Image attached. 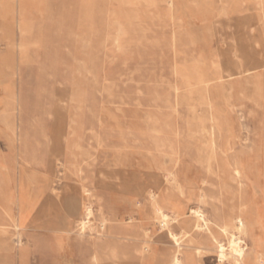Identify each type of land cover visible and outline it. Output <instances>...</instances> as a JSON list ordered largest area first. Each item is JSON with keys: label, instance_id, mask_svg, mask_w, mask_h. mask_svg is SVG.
I'll return each instance as SVG.
<instances>
[{"label": "rangeland", "instance_id": "1", "mask_svg": "<svg viewBox=\"0 0 264 264\" xmlns=\"http://www.w3.org/2000/svg\"><path fill=\"white\" fill-rule=\"evenodd\" d=\"M212 124L215 153L201 133ZM149 192L181 197L179 220L197 206L241 214L247 246L264 247V0H0V203L18 214L0 234L8 264L171 251Z\"/></svg>", "mask_w": 264, "mask_h": 264}, {"label": "bare ground", "instance_id": "2", "mask_svg": "<svg viewBox=\"0 0 264 264\" xmlns=\"http://www.w3.org/2000/svg\"><path fill=\"white\" fill-rule=\"evenodd\" d=\"M176 17L178 18V16H176ZM21 27L22 26L19 23V28H21ZM23 33H25V32H23ZM26 33H28V32H26ZM179 43H181V42H179ZM20 47L22 48L23 46H20ZM183 62H184V60H183ZM247 72H244V71L239 72L238 71L237 74L247 73ZM231 75H233V74L230 73L226 76L229 77ZM226 76H219L216 79H220V78H223ZM212 81H214V79H200L198 81V83L201 86V88L206 89ZM224 86H227V85H224ZM16 105L18 106V104H16ZM193 117H195V116H193ZM207 128L202 129L201 133L208 137V143H209V146L211 148V152L215 153L217 151V148L219 147V144L217 143L216 137H215V131L218 128V125L212 124L208 129ZM188 130L189 129H187L186 131L188 132ZM196 135H198V134H196ZM197 139H198V136H197ZM238 160L236 159V160L229 162V170L231 172V175L234 177V179L239 180V177L241 174L240 163L242 161L239 162ZM241 166H243V165H241ZM251 184H252V182H251ZM148 196L150 198V209H151V211L158 217V222L161 224L163 229L170 235L171 243H172L171 244L172 245L171 251H169V252H158L157 253V252H155L156 251L155 247L152 245V246H150V252L148 254H144L145 247L143 249H139L137 243H134L131 246V248H129L128 246L121 247V245H117L116 247H113L110 245H106L104 247L96 246L95 252L92 254L91 259H90L91 264H101L103 259H105L109 262H112V263H116L117 261H122V264H200V262H199L200 260H198V256L203 255V254H207V253L213 254L212 256L214 257L215 264H264V247H262L261 245H259L255 241H254V244L251 245V247H248L246 242H245V237L249 232L248 229H249L250 225H249L248 221H246V219L241 214H238L236 216L233 215L234 217H231V218L221 217L218 219H209L207 217L206 212L200 206H197V207L191 208L189 210V214H187V216L184 217L182 220H179L177 218V216L174 215L173 210H174V208H177V207L179 208V206L183 205L184 200L180 199L181 197H178V199H176V195H174L171 192L166 193V194L161 193L162 197H160V198L154 192H149ZM241 203L239 202V205ZM238 210H239V208H238ZM81 212H82V214H81L82 216L78 221V227L82 231V230H84L86 225L89 223L90 217L93 213L91 205L90 204L84 205L82 207ZM246 218H247V216H246ZM176 229L180 230L179 233L176 232ZM15 230L18 231L17 227ZM4 232H6L5 225L0 223V233H4ZM199 235L201 237H203L204 240L206 242H208L209 245L202 247L204 244V242H202L195 249H191L190 244L196 243V241H195L196 237ZM259 235H261V234H259ZM147 236H148V232L144 230L142 240L146 241ZM222 237H226V240H227L226 243H224L222 241V239H221ZM191 250L193 251V253L190 252Z\"/></svg>", "mask_w": 264, "mask_h": 264}, {"label": "crops", "instance_id": "3", "mask_svg": "<svg viewBox=\"0 0 264 264\" xmlns=\"http://www.w3.org/2000/svg\"><path fill=\"white\" fill-rule=\"evenodd\" d=\"M244 72H247V71H244ZM72 205V208H74V203L73 204H71ZM17 207V206H16ZM82 207L83 206H81L80 207V209H79V211H81L82 210ZM13 208V207H12ZM17 216H18V214H17V208H16V214L14 215V214H12V215H10V214H8V213H6V212H4L3 213V206H2V204L0 203V223L1 224H3L4 222H12L13 223V220H14V218L13 217H15V218H17ZM44 222H45V219L43 220ZM25 224H27L28 222H31V223H34L35 222V217H34V215H33V210H32V212L27 216V218H26V220H25ZM18 224H12V226H13V228H14V231L16 232V234H17V236L19 237L20 236V230H19V225L17 226ZM16 227H17V229H18V231H16L15 229H16ZM1 234V233H0ZM18 240H19V238H18ZM10 249H12V247H9V246H6V247H4L3 249H1L0 250V257H2V258H5V261L4 260H0V264H8V258H7V254H8V250H10Z\"/></svg>", "mask_w": 264, "mask_h": 264}]
</instances>
